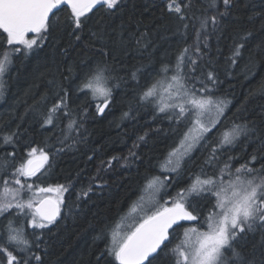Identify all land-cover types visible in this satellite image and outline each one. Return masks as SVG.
I'll use <instances>...</instances> for the list:
<instances>
[{
  "label": "trees",
  "instance_id": "1",
  "mask_svg": "<svg viewBox=\"0 0 264 264\" xmlns=\"http://www.w3.org/2000/svg\"><path fill=\"white\" fill-rule=\"evenodd\" d=\"M170 2L172 0H122L115 10L98 5L87 14L91 19L81 33V40L70 35V29H62L34 46L30 54L21 52L13 56L14 62L5 77L6 87L0 100V161H10L6 169H0V191L5 178L9 179V187H19L12 183L11 173L28 159V151L37 148L49 154V163L33 178L19 177L22 183L33 184L31 191L25 189L20 193V198L36 201L39 188L64 185L68 190L58 192L65 202L61 204L62 215L66 205L80 206L74 216L58 218L57 224L50 226L51 231L36 230L44 233L41 240L42 249L46 247L47 250L44 264H115L106 251L111 243V229L118 222H124L133 206L141 200L146 177L164 178L161 165L180 143L189 121L177 124L175 120H169L152 104L139 103L136 94L161 79L155 75L161 62L175 65L183 48L189 47L195 58L196 30L200 27L197 17L202 19L208 8L207 0H175L186 17L181 21L178 14L169 11ZM217 4L223 11L222 0H217ZM63 9L59 14L61 20L70 15V10ZM214 12L215 9H208L207 15ZM100 25L109 31L123 25L127 44L126 50L118 53V60L113 62L116 72L107 80L112 96L101 116L97 104L103 106L102 99H94L90 91L78 90L82 77L80 69L99 59L95 47L91 46L90 29ZM207 32L209 38L205 40L201 36L199 41L201 58L197 60L195 72L188 68L185 71L204 80L215 97L230 101L227 118L219 128L229 126L233 120L237 123L251 120L264 125V0H233L228 15L220 18L216 31L209 22ZM141 34L144 43L138 48L135 39L130 37H141ZM205 43L208 47H204ZM7 47L6 37L0 36V55ZM238 47L240 54L234 55ZM70 66L72 73L68 71ZM137 68L140 69L139 84L130 79V73ZM208 72L213 73L215 84L207 81ZM118 77L125 79L122 81ZM200 86L196 84V87ZM61 89L69 93L67 102L78 120V131L68 130V118L63 115L56 121L58 126L41 127L47 109L59 99L56 93L63 95ZM159 91L163 94L162 89ZM13 131L18 133L14 148L2 141L3 134ZM65 134L70 138L61 144ZM216 134V130L210 134L213 141ZM142 136L143 141L139 139ZM58 148L63 151L57 152ZM255 148L254 143H239L231 150H225L219 167L227 161L235 171L249 162ZM130 151H134L139 159L132 158V162L125 165L124 158L129 157ZM9 152L14 155L8 156ZM209 153L210 147L198 148L185 158L175 183L172 182L174 176H169L166 188L171 187L170 191L161 192L159 203H164L165 197L170 205L172 198L202 171L218 174V168L205 163ZM229 156L234 159L228 160ZM257 156L253 166L259 169L264 165V158H261L264 153H257ZM113 157L118 159L112 160ZM109 160H112L111 166ZM222 179L227 181L229 178L224 176ZM89 185L92 191L84 197L82 191ZM78 194H81L80 200H77ZM210 200L214 203L215 197ZM212 203L195 198L193 209L203 217ZM16 212L17 209L12 208L0 217L3 239L4 227L10 217H14L17 224L21 222L22 218L16 216ZM194 226L204 228L203 218L194 222ZM32 231L28 229V232ZM179 241V230H176L173 244ZM254 242L249 238V250ZM3 259L0 254V260ZM158 264L171 262L163 260Z\"/></svg>",
  "mask_w": 264,
  "mask_h": 264
},
{
  "label": "snow or ice",
  "instance_id": "2",
  "mask_svg": "<svg viewBox=\"0 0 264 264\" xmlns=\"http://www.w3.org/2000/svg\"><path fill=\"white\" fill-rule=\"evenodd\" d=\"M222 2L224 10L220 11L217 0H207L208 8L205 9L204 17H197L200 19V27L196 30L195 58L189 47L183 48L176 57L175 65L161 62L160 69L155 72L161 79L155 80L136 94L139 103L152 104L157 112L166 114L169 120H175L177 124L184 120L189 121L180 144L169 152L168 158L162 163V171L178 172L185 157L198 148L210 147L205 163L218 168V174L209 175L202 171L189 186L181 189L176 197L172 198L170 205L167 200L163 204L156 201L158 206L155 210L150 214L145 212L135 225H129L131 230L122 231V223L118 222L110 231L111 243L106 249L108 255L114 258L115 264H158L163 260H169L171 264H264V165L259 169L253 166L258 159L257 153H264V125H257L251 120H245L243 123L233 120L229 126L220 129L218 126L227 118L226 110L230 101L215 97L204 80L185 71V68H188L190 72H195L197 60L201 58L199 41L201 36L205 40L209 38V22L212 30L216 31L220 18L228 15L233 0ZM121 3L122 0H0V36L6 37L8 46L0 55V96L4 94L5 77L14 62V54H30L34 46H39L45 39L62 29H70V35L79 41L82 38L81 33L88 27L91 19L87 15L89 12L98 4L108 10H115ZM62 6L70 10V15L63 20L59 15L64 11ZM168 9L178 14L181 21L186 19L181 6L175 3V0L168 4ZM208 9H215L214 14L208 16ZM184 27L187 28V24H184ZM90 31V39L93 42L91 46L95 47V55L99 59L85 64L80 69L82 77L78 90L90 91L94 99H102L103 106L97 104L98 112L102 113L112 96L107 80L113 78L116 72L113 62L118 60V53L126 50L127 44L123 25L111 31L100 25ZM29 34H33L31 38ZM130 39H135L138 48L144 43L143 34L141 37L131 36ZM204 47L208 45L205 43ZM239 54L238 47L234 55ZM68 71L72 73L73 68L70 66ZM139 72L140 69L137 68L130 73V79L137 84ZM118 79L123 81L125 78ZM207 81L216 83L212 72H208ZM197 83L201 85L199 88L196 87ZM161 89L163 94L159 91ZM61 92L63 95L56 93L59 99L47 109L41 127L56 125V121L63 115L68 118V130L78 131V120L67 102L69 93L64 89H61ZM124 115L127 116L128 113ZM206 116L211 117L208 122H205ZM214 130L217 131L215 141L210 136ZM17 136L15 131L5 133L2 135V141L4 144L13 145L14 148ZM69 138L65 134L60 143L64 144ZM139 139L143 141L144 137ZM239 143L256 144L249 162L235 168L234 172L231 170L232 165L227 161L223 162V167H219L225 150H231ZM59 151H63V148H58L57 152ZM7 155L13 156L14 152ZM27 156L28 159L21 162L11 173L12 183L19 187H9V179L5 178L0 191V217L15 208L16 216L22 218L19 224L14 217L8 219L6 240L0 234V254L4 257L0 264H44V257L47 255L46 247H41L44 233L36 230L51 231L50 226L56 225L58 218L74 216L80 210L79 204L66 205V212L62 215L60 205L65 202L59 197L55 201L20 198V193L25 189L31 191L33 184L22 183L19 177L27 180L49 163V154L42 149L32 148ZM173 157L176 158L172 159ZM132 158L139 159V156L130 151L129 157L124 158L125 165L132 162ZM115 159L118 157L112 158ZM232 159L233 156L228 157V160ZM112 160L108 161L109 166ZM9 163L8 160L0 161V169H6ZM224 176L229 179L224 181ZM167 179L165 176L164 180ZM153 186L157 187V191L166 187L160 176L146 177L145 187ZM67 190L68 187L64 185L38 189L39 192ZM91 191L92 187L89 185L87 190L82 191V195L87 197ZM211 197H215L214 203L211 202ZM80 198L81 194H78L77 200ZM195 198L212 203L206 216L202 217V214H197L193 209ZM131 210L135 212L137 209L133 207ZM201 218L207 224L206 231L181 223L199 222ZM174 225L184 229V240L177 244H173ZM28 229L33 231L28 232ZM249 238L255 241L251 250L248 249ZM44 243L46 245L47 242Z\"/></svg>",
  "mask_w": 264,
  "mask_h": 264
},
{
  "label": "rangeland",
  "instance_id": "3",
  "mask_svg": "<svg viewBox=\"0 0 264 264\" xmlns=\"http://www.w3.org/2000/svg\"><path fill=\"white\" fill-rule=\"evenodd\" d=\"M31 38V37H30ZM1 98H2V96H0V100H1ZM213 115H214V113H213ZM211 117H205V122H208V120L210 119ZM185 121V120H184ZM219 127V126H218ZM79 130H82L81 128H79ZM215 131V130H214ZM82 132V131H81ZM83 133V132H82ZM217 135V134H216ZM215 138H216V136H215ZM180 144V143H179ZM178 144V145H179ZM195 151V150H194ZM193 151V152H194ZM192 152V153H193ZM191 153V154H192ZM169 156V155H168ZM168 158V157H167ZM176 157H173L172 159H175ZM185 158H187V157H185ZM185 158H184V160H185ZM184 160H183V162H184ZM183 162H182V166H183ZM182 169V168H181ZM160 171L162 172V173H164V177L165 176H167L168 177V179L167 180H164V178L162 177H160L161 178V180H163V182H164V184L167 186V182H168V180H169V176L170 175H173L174 177L172 178V182H174L175 183V181L177 180V178L176 177H178L179 175H180V170L178 171V172H164V171H162L161 170V168H160ZM232 172H234V171H232ZM226 177H228V176H226ZM229 178V177H228ZM187 187V186H186ZM185 187V188H186ZM152 188V190H151V192H150V189ZM151 188H146L145 189V191H144V195H143V199H141L137 204H135L133 207H136V209L137 210H139V209H143L144 211H142V212H150V211H154V210H152L153 208H155V206L157 205L155 202L157 201V200H159V196H161L162 194H161V190H165V191H170V188L171 187H167L166 189L165 188H162V189H159V191H157V187L156 186H153V187H151ZM184 189V188H183ZM162 200H166V198L164 197ZM160 204V203H159ZM158 206V205H157ZM156 206V207H157ZM136 210V211H137ZM133 213V211L131 210L130 211V213L126 216V218H125V220H123L124 222H121V223H123L122 224V228H121V230L122 231H128V230H131L130 228H128V226L129 225H135V223L140 219V217L139 216H134V215H131ZM141 212H138L137 213V215H139ZM150 214V213H149ZM131 215V216H130ZM126 228H128L127 230H125ZM200 230H203V229H200ZM203 231H206V230H203ZM183 232H184V230L182 229V231H181V235L183 234ZM7 239V230H6V228L4 227V240H6ZM184 240V239H183ZM182 241V240H181ZM181 241H179V243L181 242Z\"/></svg>",
  "mask_w": 264,
  "mask_h": 264
},
{
  "label": "water",
  "instance_id": "4",
  "mask_svg": "<svg viewBox=\"0 0 264 264\" xmlns=\"http://www.w3.org/2000/svg\"><path fill=\"white\" fill-rule=\"evenodd\" d=\"M66 7V6H65ZM45 199H49V198H45ZM182 224H191L192 222H181ZM174 228H176L177 226H173ZM170 231H172L171 229H170Z\"/></svg>",
  "mask_w": 264,
  "mask_h": 264
}]
</instances>
